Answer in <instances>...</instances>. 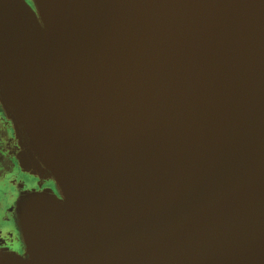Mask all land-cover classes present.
<instances>
[{
    "label": "water",
    "instance_id": "1",
    "mask_svg": "<svg viewBox=\"0 0 264 264\" xmlns=\"http://www.w3.org/2000/svg\"><path fill=\"white\" fill-rule=\"evenodd\" d=\"M0 0L26 254L264 264V0Z\"/></svg>",
    "mask_w": 264,
    "mask_h": 264
},
{
    "label": "flooded vegetation",
    "instance_id": "2",
    "mask_svg": "<svg viewBox=\"0 0 264 264\" xmlns=\"http://www.w3.org/2000/svg\"><path fill=\"white\" fill-rule=\"evenodd\" d=\"M26 2L33 6L32 0ZM20 142L14 126L0 104V250L24 257V245L17 216L19 200L26 194L52 190L61 198L53 180L40 178L21 167Z\"/></svg>",
    "mask_w": 264,
    "mask_h": 264
}]
</instances>
